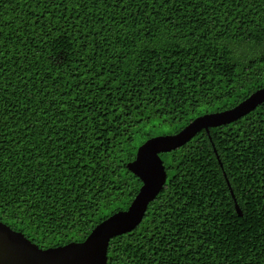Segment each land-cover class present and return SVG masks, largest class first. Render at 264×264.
I'll use <instances>...</instances> for the list:
<instances>
[{"label": "trees", "instance_id": "1", "mask_svg": "<svg viewBox=\"0 0 264 264\" xmlns=\"http://www.w3.org/2000/svg\"><path fill=\"white\" fill-rule=\"evenodd\" d=\"M263 87L264 0H0V222L82 242L138 193L140 145ZM160 158L107 264H264V103Z\"/></svg>", "mask_w": 264, "mask_h": 264}, {"label": "water", "instance_id": "2", "mask_svg": "<svg viewBox=\"0 0 264 264\" xmlns=\"http://www.w3.org/2000/svg\"><path fill=\"white\" fill-rule=\"evenodd\" d=\"M262 103L264 87L231 109L204 114L175 134L159 135L146 140L138 147L135 159L127 164V169L141 182L138 193L126 210L115 212L97 224L82 242L43 249L21 232L0 222V264H107L110 240L134 230L142 222L148 205L165 185L167 175L160 154L184 146L201 131L209 134L211 128L231 124L254 111ZM219 164L221 166L220 161ZM223 176L226 178L224 172ZM225 180L236 213L241 217L242 213L233 191L227 178Z\"/></svg>", "mask_w": 264, "mask_h": 264}]
</instances>
